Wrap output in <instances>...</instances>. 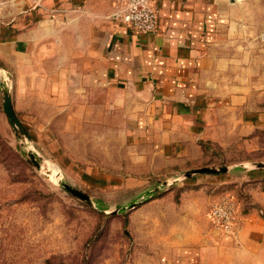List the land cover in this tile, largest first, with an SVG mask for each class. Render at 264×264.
<instances>
[{
	"label": "crops",
	"instance_id": "obj_1",
	"mask_svg": "<svg viewBox=\"0 0 264 264\" xmlns=\"http://www.w3.org/2000/svg\"><path fill=\"white\" fill-rule=\"evenodd\" d=\"M28 2L0 59L25 93L52 104L64 135L94 124L97 108H115L124 143L192 168L216 118L245 108L264 77V0H159L157 30L144 35L110 18L109 0ZM259 184L234 235L216 232L205 209L175 212L156 252L161 264H264Z\"/></svg>",
	"mask_w": 264,
	"mask_h": 264
},
{
	"label": "rangeland",
	"instance_id": "obj_2",
	"mask_svg": "<svg viewBox=\"0 0 264 264\" xmlns=\"http://www.w3.org/2000/svg\"><path fill=\"white\" fill-rule=\"evenodd\" d=\"M28 4V0H0L1 43L15 35L13 24L26 16ZM18 22L17 29L23 31V21ZM8 67L0 59V264H82L83 260L161 264L156 252L169 238L179 209L187 214L193 205L195 214L203 209L208 213L220 198L229 197L236 205L238 226L240 212L249 207L253 184L259 180L258 189L264 190V169L250 168L264 163V84L259 82L264 77L255 78L257 85L245 108L227 110L216 118L221 123L209 127L211 140L200 142L203 156L194 164L199 165L186 169L124 143L115 108H97L94 124H81L78 134L60 133L63 119L56 109L25 93ZM3 90L9 92L29 140L11 129L3 110ZM108 98L114 102L115 96ZM81 112L86 118L87 111ZM203 167L228 170L182 178ZM62 183L87 195L93 204L68 194ZM191 196L201 200H189ZM134 203L136 207L129 209Z\"/></svg>",
	"mask_w": 264,
	"mask_h": 264
},
{
	"label": "built area",
	"instance_id": "obj_3",
	"mask_svg": "<svg viewBox=\"0 0 264 264\" xmlns=\"http://www.w3.org/2000/svg\"><path fill=\"white\" fill-rule=\"evenodd\" d=\"M159 0H109V17L123 24L134 34H153L158 27ZM264 43V34L262 36ZM237 209L229 197L220 198L209 211V219L216 232L224 236L234 235Z\"/></svg>",
	"mask_w": 264,
	"mask_h": 264
},
{
	"label": "water",
	"instance_id": "obj_4",
	"mask_svg": "<svg viewBox=\"0 0 264 264\" xmlns=\"http://www.w3.org/2000/svg\"><path fill=\"white\" fill-rule=\"evenodd\" d=\"M3 110H4V114L8 120V123L11 127V129L13 130L14 134L19 136V134H21L26 140H29V135L27 134V132L24 130V128L21 126L20 122L18 121V119L15 116L14 110L12 108V104H11V99H10V95L9 92L6 90H3ZM28 155L31 159V161L35 164V166L37 168H39V164L36 163L34 155L31 152H28ZM40 160H43L42 158L39 157ZM251 169L254 170H263L264 169V163H253L250 165ZM228 168L224 167L221 169H215V168H207V167H203V168H196L194 170H190L188 172H185L182 175V178H190L193 175L196 174H222L227 172ZM166 185V183H164ZM61 186L63 187V189L70 194L71 196L91 205L93 204L90 200V198L85 195L84 193L72 188L71 186H69L68 184L62 183ZM158 188H156L154 191H157ZM137 204H132L129 209H133L136 207ZM115 213V212H114Z\"/></svg>",
	"mask_w": 264,
	"mask_h": 264
},
{
	"label": "trees",
	"instance_id": "obj_5",
	"mask_svg": "<svg viewBox=\"0 0 264 264\" xmlns=\"http://www.w3.org/2000/svg\"><path fill=\"white\" fill-rule=\"evenodd\" d=\"M45 264H53V263L51 261H46ZM58 264H64V263H58ZM82 264H90V262L87 260H83Z\"/></svg>",
	"mask_w": 264,
	"mask_h": 264
}]
</instances>
